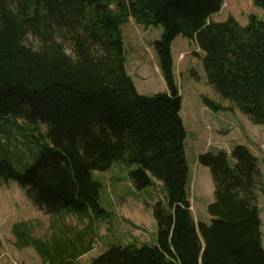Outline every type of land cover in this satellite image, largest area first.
<instances>
[{"label":"trees","instance_id":"1","mask_svg":"<svg viewBox=\"0 0 264 264\" xmlns=\"http://www.w3.org/2000/svg\"><path fill=\"white\" fill-rule=\"evenodd\" d=\"M224 1L0 0V119L29 145L27 153L12 150L11 133L0 125V183L16 181L60 225L64 213L81 221L108 214L93 172L116 163L135 165L136 188L158 181L165 193L166 202L154 208L155 244L111 245L91 264H264L257 204L263 180L247 146L232 149L234 163L223 149L198 157L215 186L210 224L195 220L189 199L187 131L172 54L178 35L203 51L217 94L264 126V18L214 21ZM253 2L264 10V0ZM130 19L163 27L154 48L167 91L140 93L128 74L122 27ZM204 102L231 109L207 96ZM12 232L19 246H36L46 264H74L68 257L86 252L77 249V231L75 253L58 231L64 242L42 241L30 220L15 222Z\"/></svg>","mask_w":264,"mask_h":264},{"label":"rangeland","instance_id":"2","mask_svg":"<svg viewBox=\"0 0 264 264\" xmlns=\"http://www.w3.org/2000/svg\"><path fill=\"white\" fill-rule=\"evenodd\" d=\"M252 14L264 18L263 8L255 5L253 0H225L221 11L213 14L212 18L214 21H225L233 15L242 25H246ZM122 29L126 70L136 81L140 93L153 94L164 90L157 69L159 58L154 48V42L160 38L163 27H145L132 19ZM194 43L178 35L173 44L175 59H178L181 51L188 50V47L191 50L196 48ZM185 67V72L181 75V66L177 67V83L183 101L181 115L187 131L186 150L190 168L188 188L194 218L197 222L211 223L208 205L214 201L215 189L211 170L199 161V155L202 152L223 149L228 152L229 161L234 163L235 159L230 153L236 145L243 144L258 158L262 175L263 185L258 189L257 204L262 219L264 246V126L254 124L239 108L231 107L232 102L222 99L208 84L198 51L188 53ZM192 69L196 74H193ZM205 96L231 109H211L204 102ZM3 121L0 119V125L6 126L11 133V149L15 152H29V145L22 142L18 129ZM18 124L22 125L26 134L33 133L32 127L26 123L20 121ZM42 130H46L44 125ZM1 138L8 142L7 134H1ZM134 168L135 165L116 163L106 171H94L93 177L102 184L100 202L108 214L103 217L85 214L81 221L78 214L64 213V218L60 219V222H64L62 225L57 218L54 219L45 210L35 206L28 198L26 190L16 181L1 182L0 264H46L36 246L21 247L17 244L12 226L20 220L34 222L35 235L42 241L52 243L53 240L49 238L57 236L64 242L62 235H65L72 252L75 251L73 242L77 239L75 231L79 232L82 242L77 249L80 253L84 249L86 252H74L76 255L68 257L74 264H91L111 245L155 244L158 224L154 208L157 202H166L165 193L158 181L144 189L136 188L130 178V171ZM57 231L62 235L57 234Z\"/></svg>","mask_w":264,"mask_h":264},{"label":"crops","instance_id":"3","mask_svg":"<svg viewBox=\"0 0 264 264\" xmlns=\"http://www.w3.org/2000/svg\"><path fill=\"white\" fill-rule=\"evenodd\" d=\"M131 21H132V19H130L129 22H131ZM129 22H128V23H129ZM177 37H178V36H177ZM177 37L175 38V40L177 39ZM175 40L173 41V44H174ZM194 44H195V43H194ZM190 47H191V46H190ZM195 47H196V48H194V49H192V50L188 47V50L181 51L180 55L178 56V59L176 60L175 57H174L173 45H172V54H173V59H174V73H175V78H176V80H177V67H180V66H181L180 75L183 74V73L185 72L186 67L184 68V66H185V64H186V61L188 60V53H189L190 51H192V52H193V50H194V51H198V54H199L200 58L203 57L204 53L199 49V47H198L196 44H195ZM181 54H183V55H181ZM157 69H158V72H159V74L161 75V78H162V81H163V88H164V90H162V91H167V84H166V82H165V80H164V77H163V74H162V72H161V69H160L159 63H158V65H157ZM183 70H184V71H183ZM133 80H134V79H133ZM134 82H135V85H136V87H137V84H136V81H135V80H134ZM177 82H178V81H177ZM137 89H138V87H137ZM138 90H139V89H138ZM139 92H140V91H139ZM182 104H183V101H182Z\"/></svg>","mask_w":264,"mask_h":264}]
</instances>
